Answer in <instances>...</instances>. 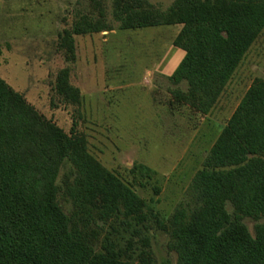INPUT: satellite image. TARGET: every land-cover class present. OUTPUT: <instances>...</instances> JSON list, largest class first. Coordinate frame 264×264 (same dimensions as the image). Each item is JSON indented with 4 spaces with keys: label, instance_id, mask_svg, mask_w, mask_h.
I'll return each mask as SVG.
<instances>
[{
    "label": "trees",
    "instance_id": "1",
    "mask_svg": "<svg viewBox=\"0 0 264 264\" xmlns=\"http://www.w3.org/2000/svg\"><path fill=\"white\" fill-rule=\"evenodd\" d=\"M91 1L93 11L59 34L69 63L75 35L111 29L101 2ZM112 15L121 29L182 25L174 45L185 54L170 80L186 87L172 90L170 104L203 114L264 30V0H175L166 10L113 0ZM70 75V66L60 70L54 90L80 106ZM135 167L152 178L148 166ZM190 190L193 205L163 217L90 152L77 122L66 132L0 77V264H157L154 227L170 234L179 264H264V223L252 233L244 221L264 217V78L245 93Z\"/></svg>",
    "mask_w": 264,
    "mask_h": 264
},
{
    "label": "rangeland",
    "instance_id": "2",
    "mask_svg": "<svg viewBox=\"0 0 264 264\" xmlns=\"http://www.w3.org/2000/svg\"><path fill=\"white\" fill-rule=\"evenodd\" d=\"M99 1L111 29L75 35L76 61L69 63L58 49L59 34L93 11L91 0H0V77L66 132L77 122L90 152L168 218L181 203L193 205L195 174L253 81L264 78V30L203 114L170 104L172 90L186 87L170 80L185 54L174 45L182 25L121 29L113 0ZM174 1L149 0L162 10ZM67 66L71 83L81 90L80 106L65 104L54 90L58 72ZM136 164L154 171L152 178ZM67 172L64 166L59 179ZM59 202L73 212L61 195ZM244 221L254 233L264 217ZM151 239L157 264H179L167 231L154 227Z\"/></svg>",
    "mask_w": 264,
    "mask_h": 264
}]
</instances>
